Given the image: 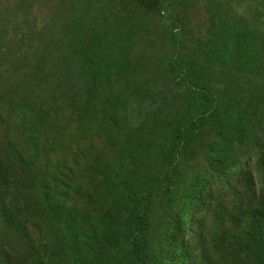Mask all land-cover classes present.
<instances>
[{"label":"rangeland","instance_id":"374dc122","mask_svg":"<svg viewBox=\"0 0 264 264\" xmlns=\"http://www.w3.org/2000/svg\"><path fill=\"white\" fill-rule=\"evenodd\" d=\"M0 184V264H264V0H0Z\"/></svg>","mask_w":264,"mask_h":264},{"label":"trees","instance_id":"16d2710c","mask_svg":"<svg viewBox=\"0 0 264 264\" xmlns=\"http://www.w3.org/2000/svg\"><path fill=\"white\" fill-rule=\"evenodd\" d=\"M3 185H4V187L6 188V190L8 191V192H11V189H10V185L8 184L7 185V182H3ZM7 185V186H6ZM13 189V188H12ZM4 189L1 187V184H0V192L1 191H3ZM4 192V191H3ZM8 199V198H7ZM10 201V203L12 204V205H14V204H16V199L15 198H13V200L11 199V200H9ZM10 261V260H9Z\"/></svg>","mask_w":264,"mask_h":264}]
</instances>
